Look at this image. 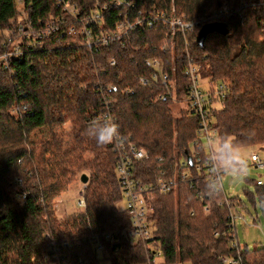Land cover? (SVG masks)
I'll list each match as a JSON object with an SVG mask.
<instances>
[{"label":"trees","instance_id":"1","mask_svg":"<svg viewBox=\"0 0 264 264\" xmlns=\"http://www.w3.org/2000/svg\"><path fill=\"white\" fill-rule=\"evenodd\" d=\"M73 1L82 13L108 3L100 23L92 26L94 34L114 29L126 11L169 12L172 7L174 15L187 18L212 13L223 3L237 9L216 19L225 25V33L210 31L202 39L197 35L200 26L170 34L158 21L97 47L86 45L78 34L50 35L38 45H29L27 37L20 39L18 55L0 59V264H102V259L108 264H153L156 250L150 242L162 254L160 264H225L221 256H237L239 264H264V245H230L235 232L227 215L230 208L246 209L242 201L230 195L229 206L219 203L224 192L208 195L203 176L190 166L175 191H155L149 200L151 239L120 234L103 239L107 254L98 256L90 236L120 230L128 215L121 209L112 143L97 144L88 134L98 112L106 109L101 101L105 97L120 133L147 149V158L137 164L138 174H172L174 161L189 155L196 137L195 117L179 104L185 97L187 51L201 77L227 84L219 105L210 109L217 135L228 134L242 145L264 144L262 6L248 0L245 5L240 0H133L128 9L111 0ZM20 4L32 25L62 13L55 0H0V53L7 50L9 21ZM147 56L163 59L174 82V98L159 79L140 82V75L150 78L151 67L143 63ZM107 84H115L116 90L108 91ZM66 123L69 140L55 130ZM38 128L47 134L31 139ZM79 173L87 175L82 182L86 206L58 216L55 197ZM253 184L250 194L264 215V183Z\"/></svg>","mask_w":264,"mask_h":264},{"label":"built area","instance_id":"2","mask_svg":"<svg viewBox=\"0 0 264 264\" xmlns=\"http://www.w3.org/2000/svg\"><path fill=\"white\" fill-rule=\"evenodd\" d=\"M111 1L112 4H115L117 7L124 5L129 9L134 6L133 0ZM248 1L252 6L261 5L264 12V0ZM55 3L61 8L62 13L59 15H48L45 18L37 19L36 25H32L28 20L27 15H25L23 19H25L26 25L24 27L21 24L18 26V33L21 35L19 39H25L28 37L27 39L31 40L28 42V44L30 43L29 45H31L32 42L38 45L42 44V40L48 38L50 35L61 37L64 35L78 34L82 36L86 45L97 47L98 44H108L114 38L119 37L121 33H127L130 30L137 28L145 29L152 27L158 21L166 25L169 33L173 34L175 31L184 32L191 30L194 27L201 26L204 23L216 21L218 17L237 9L234 8L235 6L232 3H229V5L223 3L212 13L187 18L174 15L172 13V7L169 12L151 8L144 11L137 10L133 15H131V13L129 15V12L126 11L121 13L123 19L116 22L114 29L105 31L100 30L99 34H94L92 26L100 23L103 15L102 13L108 8V3H103L100 7H96L99 6V4H96L95 7L84 13L81 12L80 6L73 0H55ZM240 4L245 5L247 2L240 0ZM16 19L17 14L12 17L10 21H21H16ZM259 22L264 26V14L263 17L259 19ZM259 39H264V28L259 35ZM20 52L21 45H18L13 52L7 53L6 51V54L9 56L11 54L18 55ZM185 55L187 59L183 68V73L186 77V83L184 88L185 97L183 101L185 103L184 106L187 107L190 114L193 115L197 121L195 130L196 137L190 143V153L183 159L174 161V171L172 174L168 175L165 171H162L152 178L149 175H139L137 172L138 162L143 161L148 156L145 147L136 145L129 138H125L121 133L120 137L112 142L116 156L114 168L121 191L120 201L123 202L122 210L128 215V224L120 230H108L99 235L90 236L89 239L93 242L95 249L101 251L103 255L107 254L103 239H112L119 234L142 241L151 239L154 224L150 214L149 200L152 199L155 191H159L160 193L175 191L179 179L185 178L190 174L186 166L192 167L195 174L202 175L205 181L209 178L210 170L207 164V140L210 135H217L216 127L212 124L213 119L210 115V109L214 107V103L218 102L224 96L227 84L223 81H210L206 77H201L196 64L191 60V57L187 55V51H185ZM110 62H115L113 57L110 58ZM143 63L151 67V72L150 78L145 75H140V82L146 84L151 79H159L164 85L165 91L169 92L170 90V96L174 98V94L171 93V90L174 87V82L164 70L163 59L158 56H147L144 58ZM199 79H205L207 81L208 86L206 89L199 86ZM105 88L108 91L116 90V85L107 84ZM161 96L162 94H160V97ZM101 101L106 106V109L98 112V119L108 116L116 122L115 117L108 108L110 101L105 97H102ZM187 156L189 157V160H187ZM250 159L257 161V165H262V162L256 153H251ZM255 182L257 184H263L264 180L256 179ZM221 191H223V189H221ZM228 196V194L224 193V196L219 203L224 202L229 206V200L227 199ZM76 206L79 209H84L86 206L83 183L81 184L77 196ZM203 209H207V204L203 205ZM239 214L240 213L234 208H230L227 215V223L230 226L231 231L234 230V218ZM237 243L235 237L230 240L231 246H236ZM220 261L225 264H239L237 256H221Z\"/></svg>","mask_w":264,"mask_h":264},{"label":"rangeland","instance_id":"3","mask_svg":"<svg viewBox=\"0 0 264 264\" xmlns=\"http://www.w3.org/2000/svg\"><path fill=\"white\" fill-rule=\"evenodd\" d=\"M26 15V11L24 8L19 6L17 13V20H21L20 22L9 21L11 25L7 30V38H6V48L7 53L13 52L14 49L18 47L20 42V37L18 33V26L21 24L23 27L26 25L25 19H23ZM23 19V20H22ZM12 27V28H11ZM14 29V31H13ZM9 37V38H8ZM22 40V39H21ZM6 51H2L0 53L1 60H7L8 56ZM199 86L201 88L206 89L208 84L205 79H199ZM180 105H184V101L179 102ZM215 105H219L218 102L214 103ZM68 123L63 126L55 127V130L59 133H63L64 136L67 135L69 140V128ZM47 134V130L44 128H38L33 130L30 133V138L39 140L43 136ZM244 150L248 153V171L247 174L241 177H225L223 180V192L225 194L236 195L245 206L246 209H242V211L238 212L239 215H236L234 218V232L235 239L240 245H246L247 247L264 245V215L257 204L256 199L251 196L250 192L254 191L253 181L256 179L264 180V144H251V145H243ZM256 153L258 158L262 162V165L259 166L256 164L257 161H253L250 159V154ZM80 174V173H79ZM79 174H76V177L71 181L70 185L66 190L62 191L55 197L54 206L56 208V213L58 216L71 213L79 209L76 206V200L78 193L81 188L82 182L79 179ZM253 200V202H252ZM121 203V209L123 202ZM253 204L255 208L253 207ZM149 247L153 250H156L154 256L151 260L153 264H160L163 261L162 254L157 250L158 247L156 243H150ZM159 253V254H158ZM98 256H103L101 251L97 250ZM102 264H108L106 259H102ZM141 264H151L150 262H144ZM173 264H190L189 261L185 260L182 262L175 261Z\"/></svg>","mask_w":264,"mask_h":264},{"label":"clouds","instance_id":"4","mask_svg":"<svg viewBox=\"0 0 264 264\" xmlns=\"http://www.w3.org/2000/svg\"><path fill=\"white\" fill-rule=\"evenodd\" d=\"M88 134L97 144H109L120 137L119 125L111 117L105 116L89 125ZM207 149V164L210 171L205 191L213 196L221 191L225 177L235 178L247 174L248 153L242 143L228 134L210 135Z\"/></svg>","mask_w":264,"mask_h":264},{"label":"water","instance_id":"5","mask_svg":"<svg viewBox=\"0 0 264 264\" xmlns=\"http://www.w3.org/2000/svg\"><path fill=\"white\" fill-rule=\"evenodd\" d=\"M210 31H216L219 33H225L227 31L225 25L219 21H211L204 23L200 26L197 35L199 36V39H202V37ZM187 160H189V157L187 156ZM79 179L81 182H86L87 175L86 173H81L79 176Z\"/></svg>","mask_w":264,"mask_h":264},{"label":"bare ground","instance_id":"6","mask_svg":"<svg viewBox=\"0 0 264 264\" xmlns=\"http://www.w3.org/2000/svg\"><path fill=\"white\" fill-rule=\"evenodd\" d=\"M81 186V185H80Z\"/></svg>","mask_w":264,"mask_h":264}]
</instances>
